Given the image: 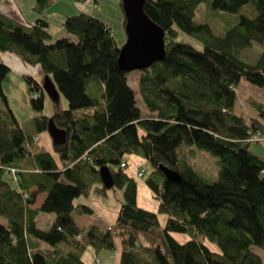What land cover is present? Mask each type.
Instances as JSON below:
<instances>
[{
  "label": "trees",
  "instance_id": "16d2710c",
  "mask_svg": "<svg viewBox=\"0 0 264 264\" xmlns=\"http://www.w3.org/2000/svg\"><path fill=\"white\" fill-rule=\"evenodd\" d=\"M55 1L35 0L33 23L0 10V54L39 64L68 104L44 114L42 84L25 74L37 114L19 121L3 87L11 70L0 56V215L7 219L0 223V264H87V247L114 250L117 240L118 264H264L253 251L264 249V155L251 149L262 142L252 138L264 134V103L250 96L258 114L235 112L242 79L264 88V47L256 59L241 56L254 41L264 43V0H211L213 9L236 17L219 35L195 21L208 0H146L145 12L165 30L166 54L137 70L135 84L118 64L123 44L100 16L71 11L62 23L66 35L52 38L48 10ZM181 32L200 47L179 40ZM51 118L66 142L36 149L35 136L48 131ZM184 143L219 157L217 179L181 155ZM126 154L152 166L145 182L159 201L156 211L138 204L137 181L121 167ZM160 165L181 181L167 179ZM103 166L113 175L110 188ZM115 187L123 189L115 222L106 229L80 225L76 213L94 209L75 199ZM40 192L46 196L33 208ZM39 212L55 215L50 227L37 225ZM159 213L168 214L163 226Z\"/></svg>",
  "mask_w": 264,
  "mask_h": 264
},
{
  "label": "rangeland",
  "instance_id": "374dc122",
  "mask_svg": "<svg viewBox=\"0 0 264 264\" xmlns=\"http://www.w3.org/2000/svg\"><path fill=\"white\" fill-rule=\"evenodd\" d=\"M15 1L18 2V6L22 10H26V11H30L32 5L35 4V0H15ZM11 2L13 1L11 0ZM75 2L77 1L57 0L53 4V6L49 8L48 10L49 19L51 22L50 28L54 33H56L58 29L61 28L65 14H71L70 13L71 11L69 10L70 7L76 5ZM210 2L211 0H208L200 5L197 14L195 16V21L208 23L212 27L213 31L219 35L222 33L220 31L221 27H227L234 24L236 22V17L225 11L213 9L210 5ZM81 3H82L80 4L81 6L89 4L85 12L100 16L104 21H106L112 27L114 36L116 40L119 42V44L124 43V41L126 40V32L124 25V12L120 5L121 0H82ZM10 6H11L10 4L5 3L3 4L2 9L13 10V8H11ZM76 10H77L76 12L82 11L81 9H76ZM57 38L58 37L53 39H57ZM178 39L192 42L196 46L200 47L198 43L193 41L189 36L182 34V32L180 33ZM250 47L251 48H248L241 53V56L247 60L254 57L256 59L260 54V52L262 51L264 47V43L262 44L257 41H254ZM8 53L10 55L13 54L18 59L19 63L12 65V69L9 73V76L7 80H5L3 83V87L8 97L10 108L12 109L16 118L19 121L23 122L37 114V110H35L34 107L32 106L31 95L28 90V84L23 74L25 72L33 74L37 78V80L41 82V84H43L48 74L44 73L43 69L39 64L36 65L29 64L15 53L12 52H8ZM0 56L2 57V53L0 54ZM139 76H140V71L137 70L131 71L129 73L130 82L132 84L137 83ZM236 89H237L236 90L237 101H236L235 112L242 114L247 118L256 116L258 114L257 109L248 101V98L250 96H254L264 103V88L254 85L245 79H242L239 85L236 87ZM44 102L45 104H44L43 112L44 114L50 116H52L56 112V110L60 109L61 107L66 108L68 105L66 98H64L62 94H60V98L57 99L51 94L45 92ZM146 113L148 114V112ZM39 135L41 136V140L39 142L37 141L35 142V148L36 149L45 148L54 151L55 144L53 142L50 133L48 131H43V132H39ZM260 137L262 139L259 141L262 142L252 143L251 149L258 154L264 155V134L262 135L260 134ZM180 149H181V155L186 157L187 161L193 167L197 168L199 171H201L203 174L210 177L211 179L214 180L217 179L218 170L220 168L218 156L212 154L211 152L205 149H201L195 145H189L186 143L182 144ZM191 151L194 152L195 155L193 156L190 155ZM122 162L126 163L125 171L128 172L130 176H133L137 181V198L139 199L138 203L144 206L145 208L156 211L159 201L156 198L155 192L152 191L149 188V186L145 183L146 177L152 171V166L150 165V163L146 159L140 156L130 155V154H126L123 157ZM141 169H144L145 175L140 177L138 175V172ZM17 172L18 170L16 169L15 172L11 170V174L9 173V175L12 178L16 179L15 175L17 174ZM91 195L92 196H90L89 199H87V196H80L76 198L75 201L79 202V200H81L82 202H86L84 200H87L88 205L94 209L95 216L93 217H95L98 220L105 221L108 224H113L117 218L120 203L123 199V189L115 187L108 189L107 195L100 196L94 193ZM42 213L44 216L41 218V221H39V225L43 227H47L49 222V217L47 216L48 213L47 212H42ZM158 216L161 225L162 226L165 225L168 214L159 213ZM6 222L7 219L4 216L0 215V223H6ZM176 236L177 239H179L180 241H183L184 238L186 237L181 234H176ZM117 245L118 248L120 249L118 240H117ZM209 245L214 249L218 248L213 243H209ZM103 251H105L104 253H106V256L103 257V259L105 258L108 260L109 264H113L114 262L113 255L117 253L115 252L116 250L103 249ZM253 251L258 255H260L264 261V249L260 248L259 246H254ZM119 256H120V252H119Z\"/></svg>",
  "mask_w": 264,
  "mask_h": 264
},
{
  "label": "water",
  "instance_id": "95a60500",
  "mask_svg": "<svg viewBox=\"0 0 264 264\" xmlns=\"http://www.w3.org/2000/svg\"><path fill=\"white\" fill-rule=\"evenodd\" d=\"M146 0H122V8L125 15L126 40L120 48L118 64L125 71L146 69L154 62L165 57V30L153 21L145 12ZM43 90L60 98V91L53 79L47 75L42 84ZM48 132L54 144L66 142V131L57 126L53 118L49 120ZM165 177L169 180L181 181L179 172L159 166ZM102 182L105 187L113 186V175L107 166L100 168Z\"/></svg>",
  "mask_w": 264,
  "mask_h": 264
},
{
  "label": "crops",
  "instance_id": "0c3cea01",
  "mask_svg": "<svg viewBox=\"0 0 264 264\" xmlns=\"http://www.w3.org/2000/svg\"><path fill=\"white\" fill-rule=\"evenodd\" d=\"M13 2H11V0H1L0 2V10L1 11H4L5 13L9 14L10 16L12 17H16V19L18 20H21V21H24V22H27V23H33L38 14L36 13L35 9H34V5H32V7L30 8V11H26V10H22L19 6H18V2H16L15 0H12ZM57 1V0H56ZM55 1V2H56ZM76 1V0H75ZM5 3H8L10 4L11 8H13V10L11 9H2V6L3 4ZM22 4V3H21ZM75 6L73 5L72 7H70V10L69 11H77L76 9H81V10H86L87 7L89 6L88 5H80V3H77L75 2ZM49 13V11H48ZM71 13V12H70ZM63 23V22H62ZM51 25V24H50ZM50 32H51V35H52V38H56V37H62V36H65L66 35V30L65 28L63 27V24L61 25V28L58 29V31L56 33H54L52 31L51 28H49ZM6 57V59H5ZM1 60L10 68V70L12 69V65L13 64H16V63H19L18 62V59L12 54L10 55L8 52H3L2 53V57H1ZM25 74H30L28 72H25L23 74V76ZM33 75V74H31ZM34 76V75H33ZM35 77V76H34ZM37 79V78H36ZM39 81V80H38ZM38 138V141L39 142L41 140V136L40 135H36ZM44 147V146H42ZM49 150V149H47ZM51 151V150H50ZM129 174V173H128ZM130 175V174H129ZM133 177V176H132ZM146 183V182H145ZM93 194V193H92ZM95 194V193H94ZM98 195V194H97ZM46 196V193L45 192H40L37 197H36V201L34 202V204L32 205L33 208H39L41 203L43 202L44 198ZM90 196L92 195H89V197L87 196V199L90 198ZM103 196V195H101ZM99 198H102V197H99ZM139 200V199H138ZM86 202H82L81 200H79V202H76V204H79V203H84V204H88L87 200H84ZM139 204V203H138ZM140 205V204H139ZM142 206V205H140ZM144 207V206H143ZM148 209V208H147ZM151 210V209H149ZM155 211V210H154ZM43 213L42 212H39L36 216V222H37V225L41 228H48L50 227V225L52 224L53 220H54V217L55 215L53 213H48V217H49V222H48V226L47 227H43V226H40L39 225V221H41V218L43 217ZM94 213L91 214V215H82V214H79V213H76L75 217L77 219V221L79 222L80 225L82 226H88V225H91V224H94L96 226H98L99 228L101 229H106L108 228L111 224H108L107 222L105 221H102V220H98L96 219ZM117 253H115V255H113L114 257V262L113 264H118L119 263V252H120V249L118 248V245L115 249ZM105 251L103 250H100L99 252L95 251V249H93L91 246L87 247V249L85 250L84 254H83V259L85 260V262L87 264H96V263H99V264H109L108 260L107 259H103V257L106 256V253H104ZM117 254V255H116ZM118 257V258H117Z\"/></svg>",
  "mask_w": 264,
  "mask_h": 264
},
{
  "label": "built area",
  "instance_id": "2783aa9c",
  "mask_svg": "<svg viewBox=\"0 0 264 264\" xmlns=\"http://www.w3.org/2000/svg\"><path fill=\"white\" fill-rule=\"evenodd\" d=\"M36 96H38V94H36L35 97H36ZM261 139H262V138H261L260 136H258L257 138H252L253 141H259V140H261ZM121 166H122V167L126 166V163L122 162V163H121ZM15 169H16V168H14V167H10V168H8V171H9V173L11 174V170H12L13 172H15ZM16 170H17V169H16ZM138 175H139V176H143V175H144V170H143V169L140 170V171L138 172ZM15 177H16V175H15ZM13 179H14V178H13ZM14 180H16V179H14ZM25 195H26V194H25Z\"/></svg>",
  "mask_w": 264,
  "mask_h": 264
}]
</instances>
